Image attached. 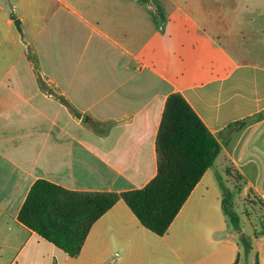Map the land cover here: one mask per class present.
Returning <instances> with one entry per match:
<instances>
[{"label": "crops", "instance_id": "1", "mask_svg": "<svg viewBox=\"0 0 264 264\" xmlns=\"http://www.w3.org/2000/svg\"><path fill=\"white\" fill-rule=\"evenodd\" d=\"M173 93L220 152L164 235L121 198L75 257L19 223L37 180L145 187ZM225 189L235 213L264 204V0H0V264H234L245 228L224 214ZM253 244L264 264V235Z\"/></svg>", "mask_w": 264, "mask_h": 264}, {"label": "trees", "instance_id": "2", "mask_svg": "<svg viewBox=\"0 0 264 264\" xmlns=\"http://www.w3.org/2000/svg\"><path fill=\"white\" fill-rule=\"evenodd\" d=\"M96 129L100 125L89 121ZM246 122L238 123L244 125ZM156 176L143 188L116 193L70 191L45 180H37L21 206L17 220L70 257L79 254L92 225L121 198L139 223L152 233L164 235L203 174L212 167L220 145L179 93L171 94L156 136ZM234 179L244 180L237 173ZM241 185V187H242ZM240 187V188H241ZM240 188L238 190H240ZM234 193L222 191V210L234 230L239 218L232 210ZM260 211L264 204L255 200ZM237 235L238 255L234 264H259L254 239L264 235Z\"/></svg>", "mask_w": 264, "mask_h": 264}, {"label": "rangeland", "instance_id": "3", "mask_svg": "<svg viewBox=\"0 0 264 264\" xmlns=\"http://www.w3.org/2000/svg\"><path fill=\"white\" fill-rule=\"evenodd\" d=\"M236 184H237V188L239 189L242 185V182L237 180ZM251 201L254 202V204H255V207H252L250 205V208H252V210L249 208V206H247L249 204H247L245 206V208L248 210V212L253 211L250 216L248 214H246L248 216L247 217L244 214V212H243L244 207H241L240 209H236V213H235L241 219V225L245 228V231L243 233H245L247 235H252V232L254 230L256 232H259L261 230L259 220L264 217V211H260V207H259V205L256 204V201L255 200H251ZM238 206H240V204H238ZM241 225H239V226H241ZM240 229H241V227H240ZM240 233H242V231ZM239 264H245L243 259L240 260ZM249 264H252L251 261L249 262Z\"/></svg>", "mask_w": 264, "mask_h": 264}, {"label": "water", "instance_id": "4", "mask_svg": "<svg viewBox=\"0 0 264 264\" xmlns=\"http://www.w3.org/2000/svg\"><path fill=\"white\" fill-rule=\"evenodd\" d=\"M19 20H14V25H15V27L18 29V30H20V25H19Z\"/></svg>", "mask_w": 264, "mask_h": 264}]
</instances>
